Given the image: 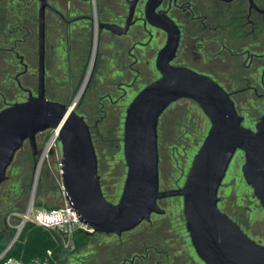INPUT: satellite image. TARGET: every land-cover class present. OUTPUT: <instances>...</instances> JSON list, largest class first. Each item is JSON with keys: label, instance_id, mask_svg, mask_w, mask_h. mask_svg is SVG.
<instances>
[{"label": "water", "instance_id": "1", "mask_svg": "<svg viewBox=\"0 0 264 264\" xmlns=\"http://www.w3.org/2000/svg\"><path fill=\"white\" fill-rule=\"evenodd\" d=\"M39 1L36 94L28 92L25 101L6 104L0 110V185L23 143L28 141L36 154V135L52 130L61 145L60 176L65 201L72 208L70 211L76 212L78 220L89 227V234L121 236L142 222H148L152 214L163 215L159 199L178 196L182 198V214L190 244L204 264H264V244L251 239L218 208V190L237 150L244 154L243 179L264 208V114L255 123L254 130L243 127V118L221 86L206 75L171 65L179 31L166 15L155 13L161 0H147L145 20L163 30L167 40L155 60L159 78L143 87L125 109L122 154L126 173L118 201L109 202L101 190L89 127L75 112L90 69L69 106L45 97L44 11L47 3ZM127 1L129 15L124 28L102 23L99 30L125 33L138 0ZM181 99L190 100L199 107L209 128L192 158L182 187L160 191L157 126L164 111ZM49 176L45 169L44 179ZM35 185L36 181L33 191ZM31 206L32 201L26 213ZM24 223L23 219L0 259L17 240Z\"/></svg>", "mask_w": 264, "mask_h": 264}, {"label": "rangeland", "instance_id": "2", "mask_svg": "<svg viewBox=\"0 0 264 264\" xmlns=\"http://www.w3.org/2000/svg\"><path fill=\"white\" fill-rule=\"evenodd\" d=\"M61 4L63 5V2ZM58 5V2H50L52 7L58 8ZM37 9L36 5L35 15ZM71 15L74 16L72 13ZM34 24V40L28 39L30 46L33 47L32 52L28 57L25 54H19L23 56L25 63L28 62V71L26 76L21 78V87L28 88L33 94L37 89L36 22ZM81 24L78 23V26ZM147 30L151 33V38L150 35L145 36L142 41L147 42L150 38L147 42L148 48L139 49V51L144 59L148 58L149 65L146 67L142 62L141 74L135 78V81H133L134 74L129 71H125L123 75L121 72L111 70L112 63L108 69L104 58L114 50L110 44H105L104 39L107 40V34L104 33L97 48L98 54L100 53V67L92 71L95 88H92L89 95L88 83L87 94L85 91L84 95L82 93L79 97L80 106L77 113L84 116L89 126L97 157V172L101 190L104 197L111 203L118 201L126 173L122 154L125 109L139 90L159 77L153 65L155 55L152 52L163 45L164 38L162 33L155 29L148 27ZM46 56L44 75L46 97L69 105L79 92L87 74L90 46H86L85 40L79 36L68 53L66 46L61 43L60 47L49 51ZM13 59L14 63L4 66V70L0 69V110L6 107V104L23 102L27 97L26 93H23L13 81L15 74L23 69L18 59L16 57ZM0 64H2L1 59ZM121 79H124V84L116 88L115 85ZM130 84L131 86H128ZM104 94L109 96L108 99L102 98ZM95 101L102 103L100 108ZM238 112L243 117L242 126L254 130L257 117L264 112V103L241 104ZM208 128L207 118L190 100L181 99L167 108L159 122L157 141L160 191L182 187L192 158L201 145ZM54 133L52 130H46L36 135V154H33L28 141H25L14 155L6 171V178L0 185V233L7 234V246L19 230L30 201L34 209L38 207L56 208L64 204V194L60 189L61 145L57 138L52 145H48ZM47 147L48 151L43 155L39 169V162ZM243 163L244 154L241 150H237L218 190V208L237 223L251 239L264 244V208L260 206L253 196L252 189L243 179L241 173ZM45 169L50 175L47 180L44 179ZM36 175L37 181L33 191ZM158 205L164 210V214L161 217L152 214L150 220L169 221L171 225L169 234L173 240H185L189 246L187 251L194 264H203L195 255L185 230L182 198L178 196L162 198ZM142 229L138 226L127 235H137L142 232ZM114 243V235L100 234L86 247L67 254L61 264H107L105 251Z\"/></svg>", "mask_w": 264, "mask_h": 264}, {"label": "flooded vegetation", "instance_id": "3", "mask_svg": "<svg viewBox=\"0 0 264 264\" xmlns=\"http://www.w3.org/2000/svg\"><path fill=\"white\" fill-rule=\"evenodd\" d=\"M50 2H58V8L50 6ZM61 2L63 0H46L47 6L44 11V54L46 17L49 12L60 15ZM146 2L147 0H138L135 3L128 29L125 33L116 34L106 29L99 30L98 26L104 23L124 28L129 15L128 1L103 0L99 2V6L95 0H89L91 15L89 16L90 58L88 68L90 69V76L86 85L93 80L92 71L100 67V53L98 54L97 48L104 33L107 34V40L104 39L106 41L105 44H110L112 50H114L110 53L111 55L109 54L104 58L105 63L107 61L108 69L112 63L113 67L111 70L121 72L123 75L125 71H129L134 74L133 81H135V77L141 74L143 66L140 67V65H142V62L146 67L149 65L148 58L144 59L143 54L139 51V49L148 48V43L142 41L145 36L149 37L151 35L147 28L161 32L164 38L163 45L152 52L155 55L153 65L156 70L155 60L158 52L166 43L167 34L146 22L144 14ZM36 5L38 9L35 15ZM39 7V0H0V54H5L9 61L13 57L18 59L23 69L15 74L13 81L23 93H26L27 97L28 92H31L32 95H35L36 92L33 94L28 88L21 87V78L27 74L28 62L25 63L23 56L19 54H25L28 57L30 52H32L33 47L30 46L28 39L30 38V31L35 33L34 22H36L37 41ZM98 11L102 14L101 20H99ZM155 13L166 15L179 31L178 45L175 55L170 61L171 65L185 67L211 78L229 95L238 114L241 104L243 105L247 102L264 103V0H161L155 9ZM15 18L20 28L14 26ZM37 48L36 43V54ZM123 80H118V84L115 87H121L124 84ZM93 82L95 84L94 80ZM104 95H102V98L108 99L109 96ZM78 106L79 98L75 108L76 113ZM263 114L264 112L257 117V121ZM80 116L85 120L83 115ZM173 242H176V245L170 263L194 264L187 251L189 246L185 240L180 239ZM155 252L159 253L162 251L156 249ZM184 253L188 255L187 257L190 258L191 262L184 259ZM137 258L138 260L135 261L136 258L133 257L126 264H138L142 261L141 257ZM143 258H146V256Z\"/></svg>", "mask_w": 264, "mask_h": 264}, {"label": "trees", "instance_id": "4", "mask_svg": "<svg viewBox=\"0 0 264 264\" xmlns=\"http://www.w3.org/2000/svg\"><path fill=\"white\" fill-rule=\"evenodd\" d=\"M102 1L103 0H95V2H97L99 6V2ZM60 9L61 16L53 12H49L46 17L44 69L47 57L46 53L60 47L61 43L66 46L67 53L74 45V41L78 40L79 36H82V40H85V45L89 46V16L91 15L89 0H63V5H60ZM71 13L74 14V16H72ZM14 15H16V13H14ZM98 15L99 20H101L102 14L99 12ZM32 23L33 22L31 20V24ZM78 23H82L80 25L81 27L78 26ZM14 26H18L20 28L16 18L14 19ZM34 34V32L30 31L29 40H34ZM0 59L2 60V64H0V69L2 70H4V66H6L7 64L14 63V59L9 61V58H7L5 54H0ZM93 80L90 83L88 82L89 95L91 94L90 92L92 88H95V85H93ZM87 87H85L83 95L85 91V94H87ZM44 88L46 96L45 83ZM94 91L92 93H94ZM57 102L62 103L61 101ZM96 103L98 108H100L102 103H100V101H95V104ZM166 111L167 109L164 111L161 117L165 115ZM161 117L159 118V122ZM159 122L157 126V141ZM139 227L143 229L142 232L137 233V235L134 234L133 236H129L127 235L128 232H126L123 233L120 237L114 236V245H111L109 249L106 248L108 250L105 251L107 253V264H126V262L133 257L136 258L135 261L138 260L137 257L142 258V261H140L138 264H171V256H173L174 254L173 251L175 249L174 247L176 245V242H173L174 240L169 234V230L171 228L170 222L165 220L150 221L148 223L144 222L140 224ZM99 236L100 234H89L87 232H84L83 230H76L74 233L75 250L73 252L86 247L94 238ZM7 240V234L4 232L0 233V254L6 249L8 244L6 243ZM156 249L162 252L157 253L155 252ZM59 255L60 244L58 239L51 232L41 227L35 226L30 222H26L22 227L17 240L0 259V264H5V262L9 258L18 260L23 264H61L63 259L58 261ZM145 256L146 258H143ZM183 256H185L184 259L186 261H190V258L187 257L188 255L186 253H184Z\"/></svg>", "mask_w": 264, "mask_h": 264}, {"label": "built area", "instance_id": "5", "mask_svg": "<svg viewBox=\"0 0 264 264\" xmlns=\"http://www.w3.org/2000/svg\"><path fill=\"white\" fill-rule=\"evenodd\" d=\"M47 151H48V147L43 151L42 158L38 166L39 169L43 161V157H44L43 155H45ZM35 181H37V175ZM60 189L63 193L62 184ZM71 209L72 208L67 205L66 201H64L63 206L50 208V209L47 208L34 209L31 206L28 212L25 213L23 216L25 223L30 222L35 226L41 227L51 232L58 239L60 244V255L58 261L63 259L67 253H71L75 250L74 233L76 230H83L84 232L87 233L90 231L89 227L82 224L78 220L76 212L74 210L70 211ZM5 264H23V263L18 260L9 258L5 262Z\"/></svg>", "mask_w": 264, "mask_h": 264}, {"label": "bare ground", "instance_id": "6", "mask_svg": "<svg viewBox=\"0 0 264 264\" xmlns=\"http://www.w3.org/2000/svg\"><path fill=\"white\" fill-rule=\"evenodd\" d=\"M58 137V135L56 134V132L54 133V135L52 136V138L50 139V142L48 145H52V143L55 141V139Z\"/></svg>", "mask_w": 264, "mask_h": 264}]
</instances>
